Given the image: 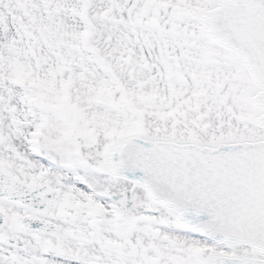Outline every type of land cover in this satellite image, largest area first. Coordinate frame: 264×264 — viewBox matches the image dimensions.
Masks as SVG:
<instances>
[{"label":"snow or ice","instance_id":"6c2138e0","mask_svg":"<svg viewBox=\"0 0 264 264\" xmlns=\"http://www.w3.org/2000/svg\"><path fill=\"white\" fill-rule=\"evenodd\" d=\"M0 264H264V0H0Z\"/></svg>","mask_w":264,"mask_h":264}]
</instances>
